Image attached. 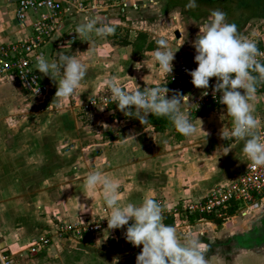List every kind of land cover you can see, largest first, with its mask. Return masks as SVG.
Wrapping results in <instances>:
<instances>
[{
  "label": "crops",
  "instance_id": "0c3cea01",
  "mask_svg": "<svg viewBox=\"0 0 264 264\" xmlns=\"http://www.w3.org/2000/svg\"><path fill=\"white\" fill-rule=\"evenodd\" d=\"M79 1H83V10L78 9V5H76V2ZM120 1L125 5L124 0ZM3 2H8L12 5L10 12L6 13L11 16L9 18L14 20L16 26H10L7 21L5 23L2 22L6 15L4 12L0 13V22L4 25L0 28V45L22 40L28 36L30 31L28 26L22 28L17 24L14 15V3L11 0H3ZM98 2L99 0H94V3L92 0H63V10L59 15L58 24L54 28L51 38L44 44L45 51L55 48V44L59 40L67 39L68 35L76 37L74 42L69 45L73 46L80 41V44H78L80 48L85 41L81 40L82 38L77 36L74 30L77 25L85 21L87 15L83 13L89 12L87 7L97 10L106 9L102 8V6H97ZM101 12L103 11H97L98 14L93 15L92 18H99L98 15ZM103 20L114 23L116 26L123 23L119 19H108L106 17ZM26 25H28V21ZM64 33H66L65 36L63 35ZM139 35L141 34L136 36L137 40ZM107 37L96 36L93 32L89 34L87 41L90 42V40L105 39ZM137 40L134 43L126 42L124 50L121 48L118 53L117 51L111 53L114 47L108 43L100 44L105 49L93 50V55L96 58L95 64H98V69H103L104 72L99 71L93 78L86 75L87 83L84 86L81 85V90L78 87L77 97H88L91 93L98 94V90L101 89L102 91L103 86H106L104 81L108 78L115 79L119 85L123 84L122 86L127 88L142 85L146 87V85L159 83L164 74L159 73L150 77V72L147 71L150 65L147 67L143 62L139 69L136 68V65L139 66L138 62L133 61L136 53L142 49H146L143 52L144 54L153 50V48L147 49L152 42L144 43V40ZM157 68L159 72L162 71L160 67ZM262 93L259 94L263 95L264 93ZM221 106L225 108L224 105L221 104ZM254 106L256 108L257 104H254ZM184 107L185 104L180 106L181 109ZM213 111H207V113ZM201 118L202 116L196 117V119ZM122 120L126 123L129 119ZM231 124H229V127ZM110 125L115 128L116 126L120 127V120L113 119L112 122L110 121ZM143 125H148V129L154 128L148 121ZM59 126L61 128L58 127L56 130L57 134L54 139L57 141L58 137L60 138V135H62L60 140L65 139L64 144L67 145L59 147L56 151L57 153H55V150L50 146L51 138L54 134H48L49 149L47 147L43 148L45 153L43 154V160H41L44 163L37 164V153L39 151L34 149L32 145L28 150H25L22 159L18 161V164L15 163L12 168L15 172H19V170L26 167H30V170L14 176L9 174L6 179L8 182L4 180L0 184V199L2 197L0 206L9 216H17L15 225H21L4 234L1 233L2 243L10 251L11 255L18 253V255H23L22 251L28 250L32 240L46 237L48 239L47 246L41 252L33 255L30 260L34 264H62L63 261H66V264H135V256L142 246L133 247L127 242L123 237L125 229L117 231V238L108 236V230L95 235L83 233L81 236L60 233L57 230L61 224L88 223L93 219L103 218L109 214L110 210L104 204L103 190L100 186H97L93 198H86L83 194V192L87 191L85 188L87 175L91 172H99L102 176L120 181L118 194L121 198V203L132 202L140 204L147 197H153L160 202L158 200L160 199L159 197H164V201L161 202L167 203V205H164L166 209L162 211L163 223H166L168 219L172 221V226L176 229L180 226L181 231L187 230L189 234L200 233L202 241L201 237L208 239V241H205L208 245L206 252L210 254L208 259H205L206 264H264V244L258 247L246 248L238 243V239L246 237L248 232H241L238 235L230 234L231 230H240L246 226L248 221L246 215L243 218L231 215L232 217L229 219H222L223 221L217 224L209 220L201 222L204 218L197 219L195 217L191 222L188 220L189 216L181 221L183 214L173 212L175 208L179 211L180 207L188 201L207 195L216 185L225 182L242 170L247 160L246 155L242 152V140H236L224 145L222 141L213 142V139L207 138L202 141V144H198L199 149L198 146H190L189 149L183 148L164 155H158L150 154L151 151L158 150V147L148 148L145 151L143 148L139 150L137 147L131 146L130 142L135 140L136 137L133 131L134 127L137 126L136 124L129 125L128 131H130V135H126L121 141H118L121 143L125 141V143L112 148L105 146L104 144L106 143L86 145L84 141L86 140V131L80 128L74 117L62 116ZM152 131L157 132V134H163L155 129ZM153 134L157 135L156 133ZM36 141H38L37 138ZM220 143L223 144L222 147H220ZM225 147L231 148L226 154H224ZM8 153L10 152L8 151ZM174 153H180V156L181 154L183 156L174 157ZM194 153L197 155L196 160H194ZM146 154L150 155L146 157ZM32 158L37 160H32ZM167 158L171 160L166 162L165 159ZM176 165H180L183 169L175 170ZM164 168L170 171L173 170V175L170 177L167 171H165V174L164 172L161 173L165 170ZM160 173L163 176H160ZM176 174L180 176H176ZM11 176L14 178L13 180L10 178ZM10 179L12 184H19V187L23 189L14 196V203L22 204L20 213L19 211L13 213L11 211L12 205L9 204L10 200L4 198L11 190V187H9ZM24 192H27V195ZM80 203H84L89 208V211L81 214L78 209ZM27 206L34 210L30 214L32 217L26 216L22 212L23 209L28 208ZM254 221H257V218ZM232 222L236 224H230ZM203 225H206V228ZM195 227L201 229L192 231L191 229H195ZM259 227L264 228L263 222L256 227V230ZM176 231L180 238L188 236L180 235L179 231ZM226 233L232 242L229 244L235 250V255L231 256L230 259L225 251L228 244L227 246L225 245L226 247L223 245ZM242 240L244 241V238Z\"/></svg>",
  "mask_w": 264,
  "mask_h": 264
},
{
  "label": "rangeland",
  "instance_id": "374dc122",
  "mask_svg": "<svg viewBox=\"0 0 264 264\" xmlns=\"http://www.w3.org/2000/svg\"><path fill=\"white\" fill-rule=\"evenodd\" d=\"M92 1L94 3V0ZM124 4L125 5H123L122 1L120 0H107V2L106 0H99L97 6L99 5V7L102 6V8H106L102 10L98 7V9L103 11L100 13V15H98L100 19L103 20L106 17L108 19H119L123 22L122 25L116 26L114 33L109 35L107 38L90 40V42L85 41L84 44L80 46V48L78 47L80 41L79 43L71 46L69 45L70 43L60 45L59 41L61 40H59L58 43L55 44V48L53 47L49 51H45L43 47L44 57L48 60H53L57 58L59 52H62L65 55L74 56L85 65L86 75H88L90 78H93L97 73H99V71L104 72L103 69H98V64H95L96 58L93 55V50L105 49V47L100 46V44L108 43L110 46L114 47V50L111 53H114L115 51H117L118 53L121 48H124L125 42L134 43L137 40L136 36L138 34H141L139 35L138 40H144V43L152 42L151 46L153 50L144 54L143 52L146 51V49H142L140 52L136 53V57L133 58V61L138 62L139 64L143 62L147 65H150L148 70L146 69L148 72H150V77L156 76L159 73L164 74L163 71H158L157 67H159V65L152 59V54L157 48L156 40L161 36L167 38L169 47L173 51H175L179 46L178 39L180 37L183 38L184 42L179 46L177 50H185L190 61H193L195 51L192 47V41L196 38V34L199 31V26H202L208 17H204L198 22L193 23L190 21V18L183 14L178 8L168 10L164 13L163 9H161L164 4L163 0H124ZM11 7L12 5L8 2L6 3L3 2V0H0V13L4 12L6 15L4 16L6 19L4 18V21L2 20V22L5 23L7 21L10 26H14V20H10L9 17L11 16L6 13L8 11L10 12ZM87 9H89V12L83 14L87 15L89 19L92 18L93 15L98 14L97 11L100 12V10L91 9V7H87ZM2 22H0V28L4 26ZM178 32L179 36L176 35ZM65 34L66 33H64L63 35L65 36ZM237 34L240 38L253 41L256 44V42L260 38H262V36H264V19H251L242 29H240ZM86 75L79 85L80 90L82 86L86 85L87 83ZM61 78L62 72L55 77L57 81L56 84V81L53 78L45 76V81H47V84L46 92L44 93L43 97L29 96L18 86L14 85L13 83L7 82V80L4 78H0V184L4 180L8 182V180L6 179L9 174L14 176L16 174L26 173L30 170V167H26L25 169L19 170V172H15L12 168L14 167L15 163H19L18 161L21 160L24 156L25 150H28L30 147H32V145L34 149H37V151H39L37 153V164L39 165L40 163H44L41 160H43V154L45 153L43 148L47 147V149H49V143L47 142V139L49 138L48 134H54V136L51 138L52 142L50 143V146H52V148L55 150V153H57L56 151L59 147L67 145L64 144L65 139L62 141L60 140L62 135H60V138L58 137L57 141L54 139L57 134L56 130L58 129V127L61 128V126H59V123H61V117L66 115L70 118L74 117L80 128L83 131H86V140H84L86 142V145L93 143H106L104 145L107 147H118L120 144L125 143V141H122V143L118 141H121L126 135H130V131H128L129 125L131 126L134 124L137 125L136 127H138V129H136V127H134L133 129L136 137L135 140L130 142L131 146H135L139 150H142L143 148V150L145 151H147L148 148L158 147V150L151 151L150 154L164 155L165 153L167 154L174 150H181L183 148L189 149L190 146L192 147L198 146V144H202V141L207 138L213 139V142L222 141L224 145L236 141V139L234 138L224 140L219 135L221 129L230 130L232 127V124L229 127V124L232 123V118L225 113V108L222 107L221 104H215L216 108L213 112H206L204 114L205 117L202 116L201 119H196L197 116L195 115V112L210 104L206 103L204 105H200V108H198V106L195 104L194 98L200 95L201 89L199 90L194 87L187 89L186 92H183V94H185L186 96H190L189 103L191 104L185 103V107L181 110L183 111L187 109L189 119L193 122L197 129L193 135L186 137L177 132L173 124L166 125L165 132L159 131L163 134H157V132L152 131L154 128L148 129V125H142L137 118L125 117L123 113L114 105H107L105 107L102 103H96V105L92 108L89 104V100L91 98H96L97 100L102 93H107V86H103L102 91L101 89H99L98 94L91 93L88 97H77L78 88L70 97H56V87ZM122 85L123 84H120L121 87ZM148 86L151 85H146V87ZM139 87L141 88L144 86L142 85ZM261 92L264 93V89H257L256 91V100L254 101V104H257V107L255 108L254 106L255 111L253 114L261 123V128L259 129V131L261 133H264V94H259ZM113 119H116L117 121L120 120V127L116 126L115 128L112 125L109 126L110 121L112 122ZM122 119L129 120L125 123ZM200 125L202 128L200 127ZM153 133H156L157 135L155 136V134ZM36 138L38 139V141H36ZM222 146L223 144L220 143V147ZM8 151L10 153L7 154ZM150 154H146V157ZM177 156H180V153H174V157ZM182 156L183 155L181 154L180 157ZM196 156L197 155L194 153V160L197 159ZM35 159L32 158V160ZM165 160L166 162H169V160L171 159L167 158ZM164 169L165 170L161 173L164 172L165 174V171H167V174H169L170 177L173 175V170L170 171L166 168ZM176 169L182 170L183 168H181L180 165H176L175 170ZM161 173L160 176H163L161 175ZM177 175L179 174H176V176ZM10 178L12 180L14 179L12 178V176ZM11 179L9 180V187H11V190L9 194H7L4 198H7L6 200H10L9 204L12 205L11 211L13 213H15V211H19L20 213L22 204L14 203V196L19 194L23 189L22 187H19V184H12ZM25 194L27 195V192ZM159 198L160 199L158 200H160L159 203L162 206V211H164L166 209L164 205H167V203H162L165 199L164 197ZM1 199L0 203L2 202ZM27 207L28 208L23 209L22 212L26 216L32 217V215L30 214L33 213L34 210H32L30 206ZM181 213L183 214L180 219L181 221L183 219H187V216H190L185 212ZM262 213H251L249 215H246L248 220L246 226L240 230H231L232 232L229 231L230 234L233 233L235 235H238L241 232H252L255 223L254 220L260 217ZM236 216H238L239 218H243V215H240L239 213H236L235 217ZM230 217H228L227 219H229ZM15 218H17V216H9L7 212L3 210L2 206H0V264H34L30 260L35 254L30 253L29 250H23V255H18L19 253L11 255L9 253L10 251L6 249V246L2 243L1 233L4 234L7 231L15 229L16 226H21L20 224L15 225ZM167 221L169 220L167 219ZM203 221L207 220L204 219L201 222ZM235 222H232L230 224H236ZM62 225L63 224H61L60 226ZM203 226H205L204 228H206V225ZM200 229L201 228L197 229L195 227V229L191 230L197 231ZM257 229L258 230H256V232H259L260 234L263 232L262 228ZM176 230L179 231L180 235H189V232L187 230L181 231L180 226ZM201 238L204 242L208 241L207 238ZM229 238L230 237H227L226 233L225 238L223 239V245L224 247H226L228 244V247L225 248V251L230 259L231 256L235 255V250L232 249L231 244H229L232 243ZM209 254V252H206L205 259H208ZM62 264H66V261H63Z\"/></svg>",
  "mask_w": 264,
  "mask_h": 264
},
{
  "label": "clouds",
  "instance_id": "9594fccd",
  "mask_svg": "<svg viewBox=\"0 0 264 264\" xmlns=\"http://www.w3.org/2000/svg\"><path fill=\"white\" fill-rule=\"evenodd\" d=\"M196 6V0H188L185 5L186 8ZM115 27L114 23L98 17H85V21L77 25L74 32L81 40L87 41L90 33L106 37L114 33ZM178 41L180 46L184 39L180 37ZM156 45L152 59L163 73L170 74L174 53L179 46L173 51L163 36L157 38ZM192 47L196 67L185 69L191 77V83L201 89L203 97L208 95L209 80L214 77L212 94L215 97L219 92L218 102L225 106V113L232 118L231 129H221L220 137L224 140H242V152L246 157L253 165L264 166V139L261 138L264 133L259 131L261 123L253 114L257 82L264 81V63L257 57L264 56V53L257 49L255 42L240 38L236 25L226 22L225 13L220 10H211L207 20L199 26ZM140 67L141 64L136 66L137 69ZM36 70L55 81V77L62 72L55 91V96L59 98L72 96L86 75L85 65L79 59L62 52L53 60L38 55ZM104 84L110 90L111 100L125 117H135L143 125L149 114L162 116L170 120L183 136H191L196 132L187 109L182 111L180 108L182 104H191L190 96L179 90H170L164 86L165 83L162 86L145 87L143 91L139 88L125 90L113 78L105 80ZM38 91L36 87L35 93ZM169 92L172 94L166 95ZM230 149L225 147L224 154ZM97 186L102 188L104 204L110 210L103 217L107 220V230L123 226L124 239L133 247L142 246L135 256V264H206L208 245L200 239L201 234L180 238L174 226L163 223L162 206L155 198L147 197L140 204L121 203L118 194L120 181L102 176L99 172L87 175L84 196L93 198ZM79 205L81 214L89 211L84 203Z\"/></svg>",
  "mask_w": 264,
  "mask_h": 264
},
{
  "label": "built area",
  "instance_id": "2783aa9c",
  "mask_svg": "<svg viewBox=\"0 0 264 264\" xmlns=\"http://www.w3.org/2000/svg\"><path fill=\"white\" fill-rule=\"evenodd\" d=\"M63 0H11L15 5L14 15L17 24L25 28L28 26L30 31L28 36L22 40H16L10 43L0 45V78L6 79L7 82L13 83L22 89L26 94L33 97H43L46 92L45 76L36 70V57L44 55L43 47L51 38L54 28L59 21V15L63 10ZM78 9L83 10V1L76 2ZM28 21V25L26 22ZM76 37L68 35L67 39L59 41L60 45L65 43H73ZM67 45V44H66ZM257 49L264 53V36L256 42ZM189 51V50H187ZM185 50H177L174 54L175 59L172 61L173 69L170 74H165L159 83L151 86L163 85L170 90H179L182 94L189 88H194L191 83L190 75L185 69H194L196 63L190 61ZM189 53V52H188ZM258 60L264 63V56H258ZM253 75H257L253 73ZM215 78H210L208 95L201 97L200 95L194 98L195 104L200 108V105L206 103L220 104L218 102L219 92L214 97L212 94V84ZM264 81L257 82V89H264ZM262 85V86H261ZM39 91L35 93V88ZM125 90L133 88L123 87ZM139 88L141 91L145 87ZM196 88V87H195ZM243 91V90H241ZM169 92L166 95H171ZM96 103L116 106L111 100V93L108 89L107 93H102L98 99L91 98L90 106L93 108ZM264 139V135L261 137ZM174 213L185 212L188 215L193 214H212L216 218L226 219L231 215L239 213L240 215H249L253 213L264 212V166H255L247 158L242 170L236 173L223 183H219L207 195L192 201H188L180 207L179 211ZM131 223V221H129ZM125 229L123 226L120 229L108 230V236L117 238L116 233L119 230ZM57 230L60 233H70L76 236H81L83 233L101 234L107 230V220L98 217L81 224H63ZM48 244L46 237H40L31 241L28 248L32 254H37Z\"/></svg>",
  "mask_w": 264,
  "mask_h": 264
},
{
  "label": "trees",
  "instance_id": "16d2710c",
  "mask_svg": "<svg viewBox=\"0 0 264 264\" xmlns=\"http://www.w3.org/2000/svg\"><path fill=\"white\" fill-rule=\"evenodd\" d=\"M164 4L161 9L164 13L168 10L178 8L185 14L190 21L193 23L198 22L204 17L210 15L211 10L223 11L226 15V22L233 23L236 25L237 32L247 23V21L253 17H264V0H224V1H214V0H196L195 8H186L185 5L188 0H163ZM126 43V42H125ZM147 49H152L149 44ZM215 104L210 103L204 108L196 112V116H203L207 111H213L215 109ZM156 131H164L166 125H171V121L166 117L155 116L149 114L147 120ZM193 216V215H192ZM189 216L188 220L193 221V218H204L211 222L220 224L222 219L216 218L212 214H195V216ZM166 225H173L172 221H167ZM264 225V220H263ZM119 250V248H117Z\"/></svg>",
  "mask_w": 264,
  "mask_h": 264
},
{
  "label": "flooded vegetation",
  "instance_id": "af4514ba",
  "mask_svg": "<svg viewBox=\"0 0 264 264\" xmlns=\"http://www.w3.org/2000/svg\"><path fill=\"white\" fill-rule=\"evenodd\" d=\"M251 19H264V17H253ZM251 19H249L248 21H250ZM260 217H262L263 220H264V213H262ZM262 229H263V232L261 234L259 232H256L255 231L256 229H255L254 231L246 234V237L239 238L238 239V243L241 244V245H243V246H245L246 248L258 247L260 245H263L264 244V228H262ZM243 238H244V241L242 240Z\"/></svg>",
  "mask_w": 264,
  "mask_h": 264
},
{
  "label": "water",
  "instance_id": "95a60500",
  "mask_svg": "<svg viewBox=\"0 0 264 264\" xmlns=\"http://www.w3.org/2000/svg\"><path fill=\"white\" fill-rule=\"evenodd\" d=\"M214 1H224V0H214ZM177 36H179V32L176 34ZM263 222V218L262 217H258L257 221H255L253 229H256V227L260 226V224Z\"/></svg>",
  "mask_w": 264,
  "mask_h": 264
}]
</instances>
